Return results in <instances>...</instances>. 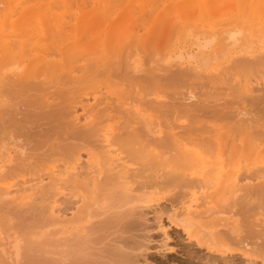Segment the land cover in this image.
I'll return each instance as SVG.
<instances>
[{"label": "bare ground", "instance_id": "6f19581e", "mask_svg": "<svg viewBox=\"0 0 264 264\" xmlns=\"http://www.w3.org/2000/svg\"><path fill=\"white\" fill-rule=\"evenodd\" d=\"M124 1L111 0L113 3L110 4L115 2V5L118 3L122 6ZM61 2L63 0H0V51L10 55L7 65L0 68V156L15 153L11 163H3L0 167V264H61L64 260L60 259L68 256L74 259H70L71 264L147 263L146 256L143 263L140 261V257H144L141 252H144L146 240L144 242L143 234V240H140L141 236L135 233L144 226L142 214L145 212L142 210L160 192L175 203L177 200L181 202L184 214L177 215L174 222H179L177 226L183 228L189 238L195 237L200 247L207 246L208 249L211 245H217L218 249L215 250L223 254L226 251L217 243L228 239L239 242L244 250L258 249L264 255V164L262 168H255L252 160L264 161V86H254L264 81V54L256 53L258 55L254 58H246L245 55L236 59L237 65L234 67H238L236 72L239 73H234L238 77L241 73V80L235 77L229 66L228 74L234 76L225 80H229L228 84L233 78L239 81L238 84L235 82L234 85L222 87L225 90L221 94L217 93L223 91L220 84L218 88L215 83L205 93L192 89L199 77L197 81H201V78L204 80L197 71L198 64L185 67L179 64L173 69V64L168 66L174 60L170 55L164 58L168 63H165V67L157 62L161 58L151 56L156 68L144 66L147 72L143 70L142 74L144 68L139 69V75L135 77L136 70L130 71L132 57L127 56V59L124 56V52L130 49L126 47L122 54V65H127L124 68L127 73L122 69L119 74L118 67L114 68L113 65L120 64V61L102 63V58L91 52L93 43L90 46L81 37L82 28L76 25L77 22L73 23L74 20H68L70 16L56 12L65 11L63 8L68 3ZM67 7L66 10L73 17L74 14L69 11L71 8ZM65 21L71 25L68 26ZM32 23L35 25L30 26ZM65 25L68 28L72 26L70 30L74 35ZM191 28L186 30L190 37L195 34L194 28ZM206 29L202 28L203 31ZM214 29L210 31L208 27V33L212 34ZM51 32L53 36L49 35ZM206 34L200 38L195 36V45L199 48L211 46L216 41V33L212 36ZM222 34L226 38L219 46L222 48H217L219 51L236 45L242 30L231 28ZM137 44H133V49L137 48ZM143 51L140 53L143 54ZM157 51L160 53V48ZM12 55L15 57L11 58L13 60L10 59ZM177 55L176 59L183 61V55ZM201 55L197 58L203 62L205 60H201ZM16 57L21 58L20 65L16 63L19 62ZM189 58L195 59V56ZM80 62L83 65H74ZM107 62L111 63V66L107 65L108 68L104 66ZM203 63L207 64V61ZM158 64L161 69H158ZM133 65L136 66L135 63ZM113 68L116 70L115 77L120 76V81L125 78L127 82V75H131V79L138 78L137 83L146 92L145 96L159 94V97L168 98V101L159 102L144 96L145 102H140L143 104L141 106L145 104L148 107L146 109L159 112L158 118L163 119L164 128L160 129L165 130H157L158 137L151 136L155 134L152 131L155 126H149L146 121L142 123L140 111L137 114L129 112L128 118L122 117L123 113L119 112L122 116L116 117L118 115L114 111L117 109L113 108L109 97L110 104L105 103L106 106L101 109L99 106L105 102L102 99L96 101L98 99L93 97L96 102L88 105L90 99L88 92H85L88 86L91 89L90 84L96 87L106 81L109 84L111 77H114V74L111 76ZM11 69L15 70L10 71L13 74L8 71ZM113 84L108 85L111 93L115 91L121 95L120 84ZM135 84L133 87L137 86ZM201 86L205 88L207 84ZM133 96L131 92L130 98ZM80 109L84 115L79 114ZM152 113L155 114L154 111ZM152 119L155 121L157 117ZM180 119H184L185 123H181ZM89 148L91 153L88 152ZM84 152H87V159ZM203 161L207 169L202 171V178H191L192 169ZM26 175L32 179H24ZM19 178H22L21 181ZM67 188L71 195L80 197L82 205L68 219L66 210L57 208L58 196ZM210 188L218 189V192L210 194ZM28 192L35 195L30 202L26 201L28 196H24ZM226 213L234 217V220L233 217L229 219L235 221L236 226H230L223 233L224 236L215 234L214 230L205 231L208 224L214 226L218 220L222 221L218 217ZM248 239L254 240L251 247ZM194 252L188 250L187 254L191 257ZM195 256L190 261H195ZM224 256L209 257L212 264H243Z\"/></svg>", "mask_w": 264, "mask_h": 264}, {"label": "rangeland", "instance_id": "374dc122", "mask_svg": "<svg viewBox=\"0 0 264 264\" xmlns=\"http://www.w3.org/2000/svg\"><path fill=\"white\" fill-rule=\"evenodd\" d=\"M59 1H61V0H59ZM122 1H124V0H122ZM63 2L68 3V4H66V7L63 8V10H65V11L56 10V12L64 14L65 17L70 16L71 18L68 17V20L69 19L72 21L74 20L73 23L77 22L76 25L79 28L80 27L82 28V30H81L82 36L81 37L85 39L86 44H88V45H90V43L94 44V45L92 44V46L90 45L91 46L90 47L91 52L93 54L95 52L94 55L96 57L102 58V63H104L106 61H108V62L111 61L112 63L115 61H120V64H118V63H117V65L115 64L116 66L112 64L114 66V68L118 67L117 71L119 72V74H120L122 69L127 68L126 67L127 65L126 66L122 65V56H123L122 54H123L124 50H126L127 48H130V49H129V51L126 50L124 52V56H125V58H127V56H129V58L132 57V59H130L131 62L129 60L128 61L132 65L131 66L132 69H130V71L131 70L133 71V69L136 70L137 74L135 73V77H136V75H139L138 74V71H140L139 69L144 68V66L149 68V69L151 66L154 67L155 63L151 62L154 58H157V59L161 58V60H159V61H157L156 59L155 60L157 62H159V64H163V67H165L164 65L166 62L164 60L167 59L168 55H170V57L172 56L171 58H173L174 60H172L170 62L171 64H169V65H168V63H166V64L168 66L173 64L174 65L173 69H176L179 66V64L181 65L180 67H185L188 65L195 66L198 64V68L199 69L202 68L201 70H198V68H197V71H198L199 75H201V77L204 78V80L201 78V81L200 80L197 81L200 78L199 77L195 81V83H193V85L196 83L200 84V85L196 84L195 87H193V86H189V87H193L192 89H195V91H197L198 93H200V92L205 93V90H206V92H207V89L209 91L210 87H214V85H215V87H217L218 84H220L219 86L221 88L222 87L225 88L226 87L225 85H227L228 81H229V80L226 81L225 79H228V78L231 79L235 73L236 74L239 73V72H236L238 67H234L237 65L236 59L243 58L245 55H246L245 56L246 58H254L255 56L258 55L256 53H263L264 54V0H213V1L212 0H136V1L135 0H126V1H124L125 3L121 2L122 6L120 4L118 5L119 1H118V3H116V5H115V2H114V4H110L111 0H76V1L75 0L74 1L73 0H65V1L63 0ZM63 2H61V4ZM111 3H113V2H111ZM187 3H188V5L185 6ZM154 4H155V6H154ZM67 6H69V9L71 8V10H69V11H71V14L72 13L74 14V15L72 14L74 19L70 15V12H68V10H66V8L68 9ZM108 9H109V11H107ZM110 10H111V12H110ZM153 10H155V11H153ZM66 13L69 15H67ZM250 13H251V15H250ZM105 15H107V16H105ZM174 15H176V16H174ZM209 17H210V19H209ZM105 18H106V20H105ZM65 22L67 23V21H65ZM35 23H32V25L30 24V26H33V24L35 25ZM191 23H194L193 24L194 27L191 25ZM70 25L71 24H68V26H70ZM79 25H81V26H79ZM196 25H197V27H196L197 29L195 28ZM226 25H229V26L225 27ZM206 26H207V29L209 27L210 31H211V28H213V27L216 28V29H214L215 32H213L212 34H214V33L217 34L216 35V41L211 46H207L208 49H207V47H205L206 49L203 47L199 48L197 45H195L196 42L194 41L195 40L194 38L197 35V32L199 30H202L203 27L206 29ZM222 26H223V28H222ZM36 27H37V23H36ZM65 27H67V25H65ZM73 27H74V25H73ZM190 27H192L191 30H193V28H194L193 31L195 32V34L191 35V37H190V35L186 34L187 31H189ZM218 27H221L222 29L219 28V30H218ZM67 28H65V29H67ZM70 28H68V29L70 30ZM231 28L234 30H237V31L242 30V34L238 37V43L236 45H233L231 48H226V50L225 49L222 51L217 50V48H222L219 46L222 44V40H224L226 38V36L223 35L222 32L225 30L231 29ZM207 29L204 31L202 30V33H199V35H197V36H199V38H200V36H204V34L210 32ZM126 30H128V31H126ZM70 31L72 32V29ZM70 31H69V33L71 34ZM124 31H125V34H124ZM65 32H66V30H65ZM67 32H68V30H67ZM101 33H103V34H101ZM212 34L208 33L206 35L212 36ZM49 35L53 36V33L51 32V33H49ZM73 35H74V33H73ZM117 43H118V45H117ZM136 43H138L139 45L140 44L142 45V47H139L137 44V48L141 49V51H140L141 53L144 50L143 54H141L136 47H134V49H133V46ZM99 46H101L103 51ZM154 47L157 48V50H159V48H160V53ZM135 48H136V50H135ZM219 52H221V53H219ZM112 53L115 54V56H113ZM132 53H134V54L132 55ZM178 53L183 55V61L176 59V57H178V55H177ZM149 54H151V55H149ZM88 55H89V53H88ZM155 55H158V56L155 57ZM160 55H163V56L159 57ZM189 55L193 56V57L195 56V59H193V58L190 59ZM198 55H201V60L207 61V64L203 63L205 61L201 62L200 60H198L199 59V58H197ZM252 55H254V56L252 57ZM9 56L10 55L5 54V53L0 51V68L2 67L1 65H4L3 68L7 65V62L9 60ZM12 56L10 57V59L15 58L14 56L13 57ZM118 56H119V58H118ZM146 56H147V59L145 60ZM151 56H153L154 58ZM89 58H91V57H89ZM89 58H88V60H89ZM4 59H5V62H4ZM16 59H18L17 61H19L16 63L18 65H20L19 63L21 61L20 60L21 58L19 59L18 57H16ZM148 59H150V61ZM233 59H234V62H232ZM11 60H13V59H11ZM147 60L149 63L147 62ZM197 60L199 61L198 63H197ZM162 61L164 63H162ZM174 61H176V65H175ZM3 62H4V64H2ZM108 62L104 65L107 68L109 65L111 66V63L108 64ZM146 62H147V65L145 64ZM150 62L153 65H151ZM11 63H14V61H11ZM11 63L9 65H12ZM124 63L126 64V62H124ZM134 63L136 64V66L138 64H141L142 66L139 65L140 68H139V66H137V69H138L137 70L136 66L133 65ZM80 64L83 65V62L74 64V65L79 66ZM159 64L157 65L158 67H159ZM231 64H233V65H231ZM199 66H201V67H199ZM229 66L231 67L230 69H232L231 72L232 73L235 72L233 74V76H231L232 75L231 73L228 74L230 72V71L228 72V70H230ZM128 67L131 68L130 66H128ZM232 67L236 68V69L233 71ZM13 68L16 69V67H13ZM114 68H113V73L111 71L110 72H111V76H112V74H114V77L113 76L112 77L115 79H113L111 77L109 84H107L106 83L107 81H106L103 85H100V86L97 85L99 87H96V85L92 86V84H90V86L92 87L90 89L88 86V90L85 91V92H88V100L90 99V101L88 102V105H92L96 101H100L102 99V101L104 102V100H105V102L103 105L99 106V108L101 109V107L104 106L105 103L107 104L109 102V104H110V101H111V105H113V108L115 107V109H117L115 111L118 112L117 113L114 111V114L118 115L116 117H121L122 113H123L122 117H124V118L129 117V114H128L129 112H130V114L131 113L137 114L140 111L139 113H141V114H139V115H141L142 117L140 116L139 118L142 121H144L142 123H145V121H146V123L150 124L149 126L154 125L155 128H153L154 130H152V131H154L155 134L154 135L152 134L151 136L158 137L159 136L158 132L164 128V124H163L164 121L162 118H161V120L158 118V117H160V115H159V112H157L156 110L146 109L147 106H145V104H144L145 109H144V106H141V105H143L142 103L145 102V100H143V97L146 95V92L142 91L141 90L142 88L140 89V86H139L140 84L138 85V83H137L138 78H137V80H135L136 78L133 77L132 78L133 80H132L131 78H129L132 76L127 75V78L129 79L127 82L124 81V80H126L125 78L120 81V76L115 77L116 70ZM154 68H156V66ZM158 69H161V67H159ZM221 69L223 71H221ZM143 70L146 71V69L145 68L142 69V71H141L142 74H144ZM8 71L12 72L13 70L11 69ZM8 71H7V73H8ZM125 71H126L125 72V74H126L127 69ZM128 71H129V69H128ZM218 72L219 73L223 72V73H221V75H216ZM158 73L160 74L162 72H158ZM213 73L215 75H213ZM224 73H226V74H224ZM11 74H13V73H11ZM123 74H124V71H123ZM129 74H131V73H129ZM142 74H140V75H142ZM203 74H205L206 76L205 75L202 76ZM209 74L213 77L214 76H216V77H214V79L211 78V76H210V78H208ZM236 74H235V77L237 78L238 75L236 76ZM240 75H241V73L239 74V77L237 78L239 80H241ZM121 76H123V75H121ZM205 77L208 80H206ZM217 77H221L220 79H223L225 81H223V80L220 81V79H218ZM236 78H233L232 82L230 80L231 84H228V85L230 86V85H232V83L234 85L235 82H237V84H238L239 80L235 81ZM210 79H213V81H209ZM215 79H218V80H215ZM139 80H141V79H139ZM129 81L131 82L130 84H129ZM133 81H134V84L136 83L135 85H137V86H134V87H136L135 90H133L134 89ZM216 81L217 82L220 81V82L217 83ZM224 82L225 83L227 82V83L225 84ZM263 82H261L262 84L260 83L259 86H257L256 84L254 86L255 87H263L264 86ZM124 83L125 84L127 83V85L128 84L129 85L127 86ZM212 83H215V84L213 85ZM221 83L222 84L224 83V85H222ZM112 84L113 85L120 84V85H118L120 89L119 88L118 89L120 90L121 95L116 94L115 91H113V93H111L112 89L108 88V85L111 86ZM202 84L203 85L207 84V86H206L207 88L206 87L204 88L203 86H201ZM143 85L145 86L146 84H143ZM211 85H213V86H211ZM219 86H218V88H220ZM125 87H127V88H125ZM223 88H222L223 91L218 90L219 92H217V93L224 92L225 89H223ZM139 89L142 91V93L140 91L139 94L143 95V96H140L139 94L136 95ZM185 89H187V88H185ZM100 91L102 93H99ZM133 91H135V92H133ZM93 92H95V93H93ZM131 92H132V95L137 96L136 97L137 99L134 96L133 97L135 99L133 97H132V99L130 98ZM89 93L91 95L93 93L94 95L91 96ZM101 94L102 95L104 94V96H101ZM148 96L150 97V100H152V98H155L156 101H159V102L165 101V100L168 101V98L161 96V95L159 97V94H152V95L147 94V96H145V97H147L149 99ZM93 97L97 98L98 100L94 101L95 99L93 100ZM106 99H107V101H106ZM148 99H146V103L148 102ZM155 99H153V100H155ZM169 101H170V99H169ZM130 102H131V104H130ZM140 102H142V103H140ZM219 102L222 103V101H219ZM118 105H120L122 107H119ZM242 105L245 106L246 104H242ZM242 105H239L240 108L242 107ZM239 106H237V107H239ZM240 108H237V109H240ZM131 109H133V110H131ZM128 110H130V111H128ZM236 110H234V111H236ZM142 111L143 112L145 111V112L143 113ZM152 111H154V113L156 115L153 114ZM119 112H122V113L119 114ZM124 112H126V113H124ZM157 113H158V115H157ZM79 114L84 115V113L82 112L81 109L79 111ZM153 115H155V116H153ZM130 116H132V115H130ZM155 117H157L158 120L155 119V121H154V119H152ZM147 118L149 120L151 118L152 120H150V122H148L149 120ZM180 120H181L180 121L181 123H183V124L185 123L184 119L183 120L180 119ZM152 121H154V122H152ZM223 123H225V122H223ZM105 124L106 123H104V125ZM160 128H162V129H160ZM149 130H151L150 127H149ZM157 130H158V132H157L158 135H156ZM164 130H162V131H164ZM143 132L144 131L141 132L142 135H143ZM22 139H24V141L23 140L22 141L25 142L26 137H24ZM95 139H94V141H95ZM22 141H21V143H23ZM90 150H91V148L88 149V152L91 153ZM13 153L14 152H11L10 155L5 153L4 155H1L2 157L0 156V167H1V165H3V163L6 165L11 163V161L13 160L12 159ZM86 153L87 152H84V156L86 155ZM7 156H10V157H7ZM14 156H15V153H14ZM84 158L87 159L88 157L85 156ZM7 160H9V161H7ZM252 160H253L254 164L256 165L255 168H262L264 166L263 165L264 161H261V159L256 160L255 158H252ZM201 163H203V164H201ZM201 163H198L197 164L198 166L195 165V168L192 169L193 172H192L191 178L192 177H193V179H198V178L201 179L202 178V171L207 169V167L206 168L204 167V165L206 164L204 161ZM257 166H260V167H257ZM201 168H202V170H201ZM30 177H31L30 175H26L24 179H28ZM21 179L22 178H19L20 181H21ZM31 179H32V177H31ZM65 190L62 192L61 195L58 196L59 206L57 208H62L64 211L66 210V214L68 216L66 218L68 219V218H71L73 216V214L76 213V209L81 208L82 205H81L80 197L78 195H77V197L74 196L73 194L71 195V192L68 188ZM67 190H69L70 194L68 193ZM204 190L205 189H203V191ZM217 192H218V189H215V188H213V189L210 188V190L208 191V193H210V194H215ZM24 196H28L27 198H29V199L26 200L27 202H30L31 199L35 197V195H32L31 192L24 194ZM72 196H73V198H72ZM162 196H163V198H162ZM154 197L155 198H153V201H151L148 204V206L145 207L144 211L142 210L143 213L145 212V214H142L144 216V219H145L142 221L144 223L145 228L143 226V228L141 227L142 228L141 231L138 230V232L135 233V235L138 233L137 236L138 235L141 236V234H143L144 242L146 240L145 243L143 242L145 245L142 243L143 249L144 248L145 249H144V252L143 251L141 252V254L144 255V257H142V259L140 257V261L142 263H143V260H146L145 256L147 258V263L144 262L143 264H212L209 256H214V257H219V258L222 257L223 258L224 255L226 257L228 256V258L232 257L233 258L232 260L236 263L238 262V263H243V264H264V262L262 261L264 255L258 249L257 250L255 249V251H257V253H259L260 255L257 254L254 250L252 251L251 249L250 250L245 249L247 251L246 252L244 249L241 248V245L238 244L239 242L236 243L237 241L232 242L228 239H224L220 243H217V244H219V246H221L226 251V252H223V254L220 252H217V250H215V249H218L217 245H211V247L208 249H207V246L200 247L197 244L195 237L189 238L187 233L184 231V229L181 228L180 226H177V225H179L178 224L179 222L177 224L174 222V221H176L175 217L177 215L182 216L184 214V212H182V211H184L185 209H183L184 207H182L183 205L181 204V202H178V200H177L175 203V201H171V199L169 197L167 198V196L165 194H162L161 192L156 193L154 195ZM168 199H170V200H168ZM73 201L76 202V204ZM177 202L180 204H178ZM80 205H81V207H79ZM262 211H264V210H262ZM262 213L264 214V212H262ZM226 214H228V216ZM226 214L218 217V218H221L223 222L221 220H218V224H213L214 226H212L211 223L208 224L209 223L208 222L207 223L208 229H207V227H205L206 228L205 231H207V230L213 231L214 230L213 232H215V234L218 233V235L224 236L225 232H227L229 230L230 226H236L235 221H233L234 217L232 216L233 220H231V219H229V217L232 218L230 216V213H226ZM170 215L172 216L173 219L170 218L171 217ZM241 217L242 216H240V218ZM260 218H261V216H260ZM210 227H211V229H210ZM217 230L220 232H218ZM143 236L139 237V239L140 238L142 239ZM237 239H238V237H237ZM227 240L230 242H228ZM248 240H249V245L251 247V244H252L251 242H253L254 240H252V241L250 239H248ZM213 248H214V251L212 250ZM252 248H254V246ZM188 250H190L191 252L195 251L194 253L197 254L196 255L197 257L195 256V254H192V256H191V257L195 256L194 257L195 261H190L191 257H189V255L187 254ZM243 253H245V254H243ZM257 255H259V256H257ZM66 258L60 259V261L64 260V262H61V264H69V263L71 264L72 263L70 260V259H72L71 256H68V258H67L68 260L65 261ZM73 260L74 259H72V261ZM13 264H15V263H13ZM218 264H220V263H218Z\"/></svg>", "mask_w": 264, "mask_h": 264}]
</instances>
